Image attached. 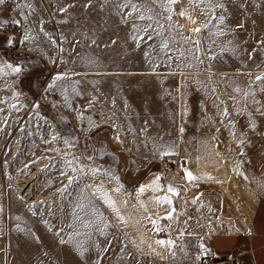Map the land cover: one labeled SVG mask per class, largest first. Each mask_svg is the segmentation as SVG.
Listing matches in <instances>:
<instances>
[{
    "label": "crops",
    "instance_id": "1",
    "mask_svg": "<svg viewBox=\"0 0 264 264\" xmlns=\"http://www.w3.org/2000/svg\"><path fill=\"white\" fill-rule=\"evenodd\" d=\"M200 1L208 18L190 0H88L91 17L78 20L71 12L70 44L58 47L60 56L76 60L46 86L64 99L93 152L121 155L125 170L140 173L110 195L109 226L125 243L120 264H175L181 248L195 261L212 252L221 264H264V218L235 228L210 204L186 212L180 205L190 196L175 194L158 171L167 155L184 163L228 147L248 153L252 132L200 128L195 106H257L264 116V0ZM238 119L231 115L229 122ZM80 217L88 234L93 213L87 208ZM30 222L15 247L13 193L1 190L0 264H45L42 227L36 232ZM87 243L72 246L81 264H89ZM60 248L54 255L61 257Z\"/></svg>",
    "mask_w": 264,
    "mask_h": 264
},
{
    "label": "rangeland",
    "instance_id": "2",
    "mask_svg": "<svg viewBox=\"0 0 264 264\" xmlns=\"http://www.w3.org/2000/svg\"><path fill=\"white\" fill-rule=\"evenodd\" d=\"M72 1L71 9L69 0H0V191L13 193L15 247L21 248L23 236L27 238L21 227L30 220L32 230L37 232L38 224L42 227L45 264H81L72 246L85 248L86 240L89 264H120L125 243L117 229L109 226L110 195L123 190L125 180L137 182L140 173L125 170L121 155L93 152L86 134L70 121L64 99L46 88L56 72H69L76 60L60 56L58 48L70 44V13L78 20L92 15L93 4L88 0ZM192 4L209 17L204 1L190 0ZM60 34L66 43L60 42ZM195 109L200 128L252 132L248 153L243 147L238 154L230 153L228 147L223 154L189 155L182 169L165 173L166 157L180 156L167 155L158 171L175 194L190 196L180 205L184 211L210 204L221 210L229 227L260 222L264 218L261 108L237 105L231 111L223 105L217 111L213 105H200ZM235 114L238 121L229 122ZM87 208L93 213L88 234L80 217ZM59 247L61 257L54 255ZM192 255L181 248L175 264H200V256L195 261Z\"/></svg>",
    "mask_w": 264,
    "mask_h": 264
},
{
    "label": "built area",
    "instance_id": "3",
    "mask_svg": "<svg viewBox=\"0 0 264 264\" xmlns=\"http://www.w3.org/2000/svg\"><path fill=\"white\" fill-rule=\"evenodd\" d=\"M162 163V167L164 168L163 172L165 173L169 172L168 170H172L171 172H173L174 170H180L183 168L182 159L178 156L166 157L165 162ZM177 175L179 177H182L180 171L177 173ZM173 238L175 239L176 236H173ZM222 262L223 261L221 260V258H219L217 254L212 252H207L200 259V264H221Z\"/></svg>",
    "mask_w": 264,
    "mask_h": 264
},
{
    "label": "snow or ice",
    "instance_id": "4",
    "mask_svg": "<svg viewBox=\"0 0 264 264\" xmlns=\"http://www.w3.org/2000/svg\"><path fill=\"white\" fill-rule=\"evenodd\" d=\"M188 178H189V179H192L191 174H188ZM161 243H162V242H161Z\"/></svg>",
    "mask_w": 264,
    "mask_h": 264
}]
</instances>
